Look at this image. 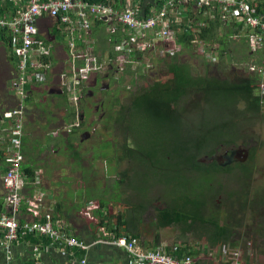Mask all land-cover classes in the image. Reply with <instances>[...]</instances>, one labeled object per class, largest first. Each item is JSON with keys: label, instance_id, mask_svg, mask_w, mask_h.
I'll return each instance as SVG.
<instances>
[{"label": "trees", "instance_id": "1", "mask_svg": "<svg viewBox=\"0 0 264 264\" xmlns=\"http://www.w3.org/2000/svg\"><path fill=\"white\" fill-rule=\"evenodd\" d=\"M83 1L95 4L106 0ZM112 1L117 9H120L125 2V0ZM144 1L139 0L138 8L145 17L150 14V8L156 6L157 9L162 2V0H156V3L152 4L150 8L145 6L143 13ZM259 6L264 8V5L259 4ZM179 14L185 18L184 23H182L183 18H179L178 14H172L169 21L172 22L171 28L177 35L180 53L187 51L191 57L193 50V55L208 60L207 55H211L212 51L219 50L223 54L220 55L221 58L228 55V60H230L229 49L234 45L233 37L240 40L245 48L247 47L246 34L241 31V27L225 25L215 12L206 9L198 10L195 9L194 5L188 4L179 6ZM120 35L119 39L121 40L124 37L122 31H120ZM0 36L7 39L6 41L9 40L5 31L0 32ZM195 39L205 44L202 47V53L197 52L193 43ZM154 50H160V47L156 46ZM155 51L148 53L134 51L131 53V60L138 62L147 54H154L157 57ZM236 51L238 52L239 49ZM177 56L166 62L168 74L171 75L169 78L165 80L153 79L147 86L133 93L131 101L128 103L118 104V100L114 99L112 106L110 104L111 110L108 117L113 115L110 119V126L112 123L116 124L114 128H118V131L124 127L128 130H131L132 127L138 130L142 126L143 120H145L144 126L149 125V129H154L153 134H151L152 140H146L145 143L141 144L137 142L139 137L134 136L133 140H129V142L131 141L130 144L127 143L121 147L124 152L123 157L128 162L132 160L131 172L134 171V157L139 156L136 160L140 164L139 166L150 163L156 167L157 174L166 170L164 168L166 162L163 161L169 160L172 164L175 162V155L180 156L181 151L182 153L187 150L190 151L178 163L181 165V168L178 169L180 174L168 179L170 180L167 182L168 184H174L171 186V192H168L170 200L167 199L168 202H165L164 209H154L156 213L155 226L159 227L160 230L168 228L180 230L181 244L183 245L177 246L175 244L173 247H168L167 252L169 254L179 259L184 255L197 256L203 248L208 250L216 248L221 258L216 259L217 263L209 262L208 264H232L228 256L222 255V249L224 247L227 250H235L239 248L240 239L244 238L246 242H251L254 250L264 255V188L260 190L253 188L252 182L254 180L247 163L231 162L232 164L222 167L217 161L208 165L198 162L200 156L205 155L212 158L221 149H226V152L229 153L234 149L232 146L239 144L248 148V162L252 164L254 147H251L250 144L257 143L259 136L253 129L258 122L260 124L262 120L264 121V111L257 86L259 79L256 75L248 73L247 68H241V70L234 72L231 67L229 76L227 71L230 65L227 67L228 64L222 62L221 59L220 62L217 61L216 63L203 62V74H199L193 70L192 64L187 59H177ZM139 67L142 65L138 66L136 71H139ZM205 67L206 70H204ZM210 69H215V75L210 74ZM149 71H152V67ZM232 73H235L233 77ZM74 115L72 113V117ZM193 115L195 118L191 119L190 116ZM182 124L188 125L189 129L187 130L193 134L190 141H185L180 132ZM198 132L202 133L198 136ZM147 135H150L148 127H146L141 138ZM163 135L176 137L177 144L165 143L166 140L160 141L163 139ZM212 140H214V143L211 144L212 147L209 145L206 152L201 151ZM148 146L149 150L145 151ZM167 146L172 147L171 151ZM70 148H72L71 145ZM162 152L163 157L161 158ZM74 156L77 158L78 155ZM24 172L26 177L31 176L28 169ZM85 173L84 181L90 185V179L93 177L88 175V169ZM223 174L231 175L236 189L231 187L229 189L228 183H220L217 180V176ZM128 176L126 171L121 173L119 183H123ZM193 178L199 181L202 190L196 197L191 193L193 187L190 186V183L194 181ZM125 185L127 186L126 182ZM155 185H160L164 189L161 181H153L152 185L148 187ZM117 187L115 184L114 188L118 190ZM227 188L228 191H226ZM204 189L207 190V194L203 193ZM251 189L253 192L252 195H249ZM218 194L223 195L220 205L212 201ZM117 195L121 198V193L117 192ZM95 196L98 195L92 192L88 195L89 198ZM130 199L132 201L135 199L144 200V204L128 207L131 212H129V216L126 214L129 218L126 217L124 220L123 214H116V225L110 227L108 224L105 227V230L113 234L114 238L126 236L123 233L129 234L126 236L128 238L140 236L136 212H143L151 206L147 187L138 195L131 194ZM130 199L125 201L126 205L130 204ZM101 208L106 219L110 218L111 210L109 207H105L104 202H101ZM247 216L251 219L250 224L246 222ZM97 232H100L99 228ZM187 233H190L197 242L203 239L206 245L202 247L197 243L194 246L188 245V240L185 238ZM100 234L104 235L103 233ZM154 241L159 245V238L154 237ZM244 263L250 264V257L247 255L244 257ZM198 264H206V262L202 261Z\"/></svg>", "mask_w": 264, "mask_h": 264}, {"label": "rangeland", "instance_id": "2", "mask_svg": "<svg viewBox=\"0 0 264 264\" xmlns=\"http://www.w3.org/2000/svg\"><path fill=\"white\" fill-rule=\"evenodd\" d=\"M6 24H9V22L7 21ZM9 26L10 25L5 26L3 31L6 32L7 37L11 38L10 30L12 28L10 29ZM103 27L109 28L108 26H103ZM112 28L116 29L118 33L115 35H111V34L101 35L100 32H97L96 29H93V34L95 37L97 36V37L105 38L106 40H108L109 38L119 39L121 37L119 29H117L114 25L112 26ZM242 32L245 34V31H242ZM75 39H77V36L75 37ZM232 42L234 45L232 46V48L229 49L231 53L230 60H228L229 59L228 55L225 56L228 58H225V57L221 58L220 55L222 54V52H219V50L212 51L211 55H207L208 60L201 58L199 56L193 55V50H192L191 57L189 56L191 54H189L187 51H184L182 53L179 52L176 58L177 59H187L188 62L192 64L193 70L199 74H203V67H202L203 62L204 63H216L217 61L220 62V59H221L222 62H226L228 64L227 67L230 65L227 71L229 76H230L229 72L231 70V67L235 72L237 70H241V68H244V69L247 68L250 64L258 62L259 58L257 56L247 57V49L245 48L244 44H241L240 40L233 37ZM214 46H217V45H214ZM166 47H167L166 45H162L161 49L155 52L157 54H160L161 51L165 49ZM238 49L239 51L237 52L236 50ZM197 52L195 50V53ZM151 56H153L151 57V60L150 59L146 60L147 61L146 63H148L152 67V73L151 71H146V69L143 70L144 72L143 74H146L147 76H143L141 73L143 67H139L140 74L138 71H136L138 65L135 63L126 64L125 67L123 68V73H113L112 72L113 69L103 70V72L100 73L101 75H104L107 72L109 73L108 77L106 76L102 77V81L107 83L110 87V90L108 91V94H107L108 96L107 95L106 96L109 97V99L111 98L113 100L114 99L118 100V104L128 103L131 101V97L133 93L139 91L142 87L147 86L149 83H151L153 79L165 80L169 78V76L171 75L168 74L166 62L171 61L172 59L171 58L168 59L167 57L161 58L160 55H157V57L156 55H151ZM162 59H168V60H162ZM139 62H143V60H140ZM104 68H106V66ZM124 69L126 70L124 71ZM204 70H206V67L204 68ZM136 72L138 73L137 75L139 77L137 81L133 80V76L135 75ZM207 73H208V70H207ZM210 74L215 75V69H210ZM234 75L235 73H232V77ZM95 77H97V75L94 76L89 83L86 82L87 89L90 87L91 83L93 84ZM40 98L41 97H37L36 101H34L35 98L33 97V103L28 109L38 107L39 111L40 110L41 111L44 110V111L41 113L39 111H36L37 116L34 118L33 121L32 119L30 120V125L26 127V123L24 124V132L25 134H28L29 140H32V139L35 140L36 145L41 144L39 148L44 149L43 151L42 149H40L43 152L44 157L38 160L37 164L40 166V169H42L43 171L47 173V176L45 174V182L47 183V180H50V182L59 183L58 186L56 187L59 191H61V194L62 193L64 194V199H65V197L67 196L66 193H68V190H69L68 187L65 186V184L71 183L70 184L71 189L74 190L78 186V180L82 179V181H84V178L86 176L85 171L83 170L82 172L78 171V168H77L78 166L82 169L83 166L78 163H76L77 165L76 166L75 162L77 161L72 162L73 156L75 155V151L82 152V158H83L82 160L86 168H88V172H89L88 175L93 177L92 179H90V185L86 181H84V184L86 185V187H84L83 190H86L87 196L91 192L95 193L98 196L87 198L85 195H83V198L85 199L82 200V202H80L77 196L75 195L76 196L75 200H73V197H71L72 201L70 200L71 201L70 205H74L78 207L80 205L86 204V202H90L94 200L95 201L94 207H91L90 209H85L83 207L84 210L81 212L83 213L81 215H83L85 220L87 219V221L95 225H98L96 218L99 219V216L97 215V213L93 215L92 212L96 211L95 209H98L99 207L101 208V202H104L105 207L110 208L111 216L109 219H111L112 221H114L116 214H123V215L127 214L129 216L130 214L129 212L131 211H129L130 209H128V207L132 205H137V204H144L143 202L144 200L135 199L134 201H132L130 199V195L131 194L138 195L140 191L142 192L144 188L147 187V190L150 196L151 206L150 208H147L143 212L142 211L136 212V217H138V220H139L138 230H139L140 238L143 239L144 241L145 240L151 241L152 239H154V237L155 238L157 237L159 238V247L161 249H166V250L168 247H173L175 244L177 246L183 245L181 244L182 237L180 235V230L178 228H168V229L160 230L159 227L155 226L156 225V222H155L156 213L154 209H160V210L164 209L165 202L167 201V199L170 200L168 192H171L172 190L171 186L174 184H171V183L168 184L167 182L170 181L168 179L171 178L172 176H176L177 174H180L178 169L181 168V165H179L178 163L181 162V159L187 154H189L190 151L187 150L184 153H182L181 151L180 156L175 155L176 157L175 162H173L172 164H171V161L169 160H167L168 162L166 160L163 161L164 163L166 162L165 167H164L166 170L163 172L157 173V174H156V171H157L156 167H154L153 165H150V163H146L142 166H139L140 164L137 163L136 161L138 160L139 156H136L134 157L135 161L133 160L134 161V165H133L134 171L131 172L132 160L128 162L127 159L123 157L124 152L122 151L121 147H123L127 143L130 144L131 141L129 142V140L130 139L133 140L134 136H137V138L139 137L137 142L141 144L145 143L146 140L147 141L149 139L152 140L151 134H153L154 129L153 130L152 128L149 129V125L144 126L143 123H145V120L142 121V126H140L138 130H136L133 127L131 130H128L126 129V127H124L123 129L118 131V128H114L116 124L113 125V123H112L113 128L109 129V127H107L108 125H106L107 119L101 121L100 119H98V116L100 114L96 115V113L92 109L93 104H94V99H87L86 107L91 108V109L87 113V115H85L84 124L81 125L79 129L76 130V132L71 134L68 132L72 127L71 126L67 128L65 127L66 125L70 124L65 119L67 116L69 117L70 115L68 114V111H66L64 106L63 108H61V107L51 106V104L49 103L46 106V104H44L45 99L39 100ZM110 103L108 104V102L106 101L105 107H101L99 112L100 113L104 112L105 114L106 112L109 113V111L111 110ZM72 104L73 106H70V107L76 108L73 101H72ZM75 110H76L75 114L78 112L81 115L83 114L82 113L83 108H81V110H78V109H75ZM29 116L32 117V114H29ZM1 117L4 118L3 114L1 115ZM112 117L113 115L107 117L108 118L107 124H109L110 119ZM190 118L191 119L195 118V115L190 116ZM90 122H93L94 124L92 123L90 125L89 124ZM77 124L78 123L74 125H77ZM187 124L189 125V123ZM188 125L182 124L181 130H180L182 136L185 138V141H190L193 136L192 132H189L187 130L189 129ZM90 127L92 129L87 131V129ZM146 127H148V130L150 131V135H147L141 138L143 132L146 130ZM94 129L96 130V132ZM253 131L256 132L259 136H258L257 143L250 144L251 147H254V161L252 162V164L248 162V157L243 162L239 161L244 156L242 151L245 149L246 150L248 149L246 147L240 146L239 144L232 146V148H234L233 151L237 152L234 154L233 156L234 161L232 162L247 163L249 169L252 172L251 177L254 180V182H252L253 188L260 190L264 188V121L262 120L260 124L258 122L256 127H254ZM88 132L92 134L91 135L92 137L91 138L84 137L87 140H84L81 143L80 140H81L82 135ZM201 133L202 132H198V136ZM130 135L131 137L129 138ZM63 136H68L69 139L73 141L74 146L72 148H69V150L64 149V145L62 146L61 141H59L61 140V137ZM126 137H127V140H126ZM137 138H134V140H137ZM162 138L163 139H161L160 141L166 140L165 143H169L172 145L177 144L176 137H172V135H163ZM215 138L218 139V137L216 136ZM234 139H236V137H234ZM45 140L47 141L46 142L47 148L42 147L44 144L43 141ZM213 141L214 140L210 141L208 145H205V147H203L201 151L206 152L209 149L208 148L209 145L210 147H212L211 144L214 143ZM171 146H167L168 149H170L169 151H171V148H172ZM148 150H149V146L145 149V151H148ZM225 152H226V149H221L212 158H210L209 156H205V155L200 156L198 158V162L208 165L210 163H213L216 160L218 161L220 166L226 167L227 165H230L232 163L226 162L224 158ZM140 154L144 155L143 153H140ZM119 156L122 157V159H119L120 158ZM162 157H163V152L161 153V158ZM59 168H62L64 171ZM125 171L128 173L129 176L123 181L124 184L119 183V180L121 178V173ZM62 173L63 175L61 176ZM63 176H65L66 179H64ZM128 178L129 180L127 181ZM193 180L194 181L190 183V186L193 187L191 193L195 195L196 197L198 196L200 192H202V190L200 189L199 181L194 178ZM217 180H219L220 183H228L229 189L230 187L236 189L234 182H232L231 175L229 174L219 175L217 176ZM153 181L155 182L161 181L163 183L164 189L160 185L148 187L152 185ZM125 182L128 187L125 185ZM115 184H117L118 190L114 188ZM228 188L226 189V191H228ZM206 191L207 190L204 189L203 193L207 194L208 192ZM117 192L121 193V198L119 195H117ZM252 192L253 190L251 189L249 195H252L251 194ZM128 199H130L131 201L129 205H126L125 201ZM222 199H223V195L218 194L216 195L215 198H213L212 201L216 202L217 205H220V201ZM101 211H102V208H101ZM92 215L95 216L96 218L92 217ZM246 222L250 224L251 219L249 218V216H247ZM185 238H187L188 240L187 241L188 245L194 246L195 243H197L200 247H202L203 245L204 246L206 245L203 239L198 240L199 242H197L196 239H194V237L190 235V233H187L185 235ZM207 250L208 249L205 248L204 254H199V261L200 262L208 261L211 263H217V261L214 260L215 258H213V256H216V255L220 256L219 251L216 248L211 249L212 254L209 255V253L207 254ZM233 252H234L233 254L234 256L240 255L241 258L242 257L244 258L247 255L248 257H250V264H264V255H261L259 252L254 250L252 248L251 242L250 241L246 242L244 238L240 239L239 248L233 250L231 254Z\"/></svg>", "mask_w": 264, "mask_h": 264}, {"label": "built area", "instance_id": "3", "mask_svg": "<svg viewBox=\"0 0 264 264\" xmlns=\"http://www.w3.org/2000/svg\"><path fill=\"white\" fill-rule=\"evenodd\" d=\"M124 2L123 9H117L112 0L90 4L83 0H28L27 6L14 21L0 19V32L5 26L10 25L11 43L13 54L18 59L17 73L10 80L9 88L18 97L17 107L3 113V119L12 122L10 129L11 146L5 157L6 169L1 177V184L6 193L5 207L7 215L0 217V231L3 232L2 249L6 259L10 260V246L18 238L20 232L36 234L40 237H48L53 242L66 247H78L87 250L89 246L72 239L64 234L61 227H51V220L48 214L45 215V225L38 223L19 224L21 213V191L25 185V177L22 173L23 154L22 146V117L24 108L22 99L26 97V85L32 81L43 80L47 49L37 39V22L43 17L56 21L65 29L66 35L70 38L69 51L71 55V70L67 88L73 92L71 100L78 101V91L81 84L88 80L91 72L100 70L101 65L96 58L87 55L84 57L77 53L75 36L78 31L88 33L95 29L98 24H105L115 35L116 29L122 31L124 37L115 45L114 51L119 54L115 60L117 69L122 71L126 64L133 63L131 53L139 51L148 53L155 51V47L162 45L167 47L161 51L160 57L174 58L180 52L177 45V35L171 28L169 21L172 14H178L180 5H194L195 9H206L218 14L225 25L240 26L245 31L248 51L251 54L259 55L258 62L250 64L247 72L257 76V86L260 102L264 111V8L253 0H162L159 8L150 11L147 17L140 13L138 8L139 0H136V8ZM197 23V22H196ZM8 30V31H9ZM118 32V31H117ZM198 53H202L205 44L197 39L193 41ZM84 61L85 65L77 67L74 63ZM146 68H151L147 63ZM68 77V76H67ZM66 77V78H67ZM39 198L37 202L29 201L28 212L38 216ZM38 206V207H37ZM93 205L92 207H94ZM91 208V207H90ZM38 209V210H37ZM100 207L95 209L100 211ZM93 217V215H92ZM98 223V220H97ZM56 224V223H55ZM61 229V230H59ZM100 233L105 236V228H99ZM94 244L115 245L123 249L130 258L132 264H195L191 256L186 255L175 259L167 254L143 251L133 240L126 236L116 237L114 240L97 241ZM233 250L223 247L222 255L228 256L232 264H245L244 258L231 254ZM82 263H85L83 261Z\"/></svg>", "mask_w": 264, "mask_h": 264}, {"label": "crops", "instance_id": "4", "mask_svg": "<svg viewBox=\"0 0 264 264\" xmlns=\"http://www.w3.org/2000/svg\"><path fill=\"white\" fill-rule=\"evenodd\" d=\"M27 1L28 0H0V19H4L8 22L16 20L20 13L26 8ZM38 1L45 2L48 0ZM253 1H256L260 5H264V0ZM127 3L131 4L133 8H136V0H128ZM154 3H156V0H145V5L142 6V12L144 13L145 6H149L150 8V6ZM124 5H121L120 10L124 8ZM152 10H156V6H154V8H150L149 12ZM181 18H183L182 23H184L185 18ZM103 26L107 25L101 24L95 29L97 32H100L101 35L111 34V30ZM37 29V39L41 41L43 46L47 49L48 56L43 59V63H45L43 80H34L32 83L27 84L26 97L25 99H22L25 115L22 117L23 136L21 150L23 154L22 173L25 177V185L21 191V213L18 217V220L19 224L35 222L40 225H45V215L48 214L50 216L52 228L56 226L61 227L66 236L75 239L78 242L87 244L89 248L84 250L78 247H66L62 244L53 242L48 237H40L36 234L20 232L18 234V238L13 241L10 246V260L8 261L6 259V254L2 249L3 232L0 231V235H2V238H0V264H132L129 255L123 249L112 244H94V242L97 241L115 239L114 235L109 231H106L108 235L105 236L101 235L100 232H97L96 229L101 227L105 228L108 224L110 227H113L116 225V219H114L115 222L111 221L109 218L106 219V215L104 216L102 214L103 209L102 211L100 209V211L96 210L92 212L93 215L97 213L99 216V219L93 216L98 220V225L87 221V219L85 220L83 215H81L83 214L81 213L84 210L83 207L85 209H90V207L95 205V201L89 200L90 202H86V204H84L85 206L80 205L76 207L74 205H70V202L72 201L71 197H73V200H75L77 196L80 202L85 199L83 198V195L88 198L86 195V190H83V188L86 187L84 181L79 179L78 186L74 190L71 189V183L65 184L69 190L68 193H66L67 196L64 199V194H61V191H59L56 187L59 183L50 182V180H47L46 183L45 174L47 176V173L40 169V166L37 164V161L44 157L42 152L44 149L39 148L41 144L36 145L35 140H29L28 134H25L24 132V124L26 123V127H28L30 125V120L32 119L33 121L37 116L36 111H39L38 107L28 109L33 103V97L35 98L34 101H36L37 97H41L39 100L45 99L44 104H46V106L48 103L51 104V106L61 108L64 106L70 115L69 117L67 116L65 118L70 123L69 125L65 126L66 128L76 123H81L79 117L80 114H75L76 108L70 107L73 106L71 101L73 92L70 91L66 85V83H68L72 65V58L69 51L70 38L66 35L65 29L62 25H59L56 21L48 19L47 17H43L38 20ZM117 33L118 32L116 30L115 34ZM76 35L77 39L75 40L77 45V53H81L84 57L89 55L93 58H96L97 61H99L101 68L103 67L102 72L106 69H113V73L120 72L117 69V64L115 61L119 54L114 51V47L117 45L120 39L109 38L106 40L105 38L97 36L95 37L93 30L88 33L78 31ZM8 39L9 40L6 41L7 39H4L0 36V217L7 215V209L5 207L6 193L1 184V177L3 176L6 169L5 157L9 147L11 146L12 139L10 133L12 122L9 120H4L1 115L6 111L16 108L19 102L18 97L9 88L10 80L14 77L15 73H17L18 59L13 54V45L11 43L10 37H8ZM246 49L247 57L257 56L258 58H261V56L251 54L247 47ZM151 57L153 56L147 54L145 57H142V60H151ZM146 62L147 61L144 63L133 61V63L137 64L138 66L142 64L143 68L141 73L143 76H147L146 74H143V70L146 69V71H149L150 69L148 68L147 70L145 66V64H147ZM74 65L77 67L84 66L85 62L78 61L74 63ZM105 66L106 68H104ZM121 72H123V70ZM138 72L140 74V71ZM137 74L138 73L136 72L133 76V80L135 81H137L139 78ZM82 89L83 91H86V82L82 84ZM43 111L40 110L39 112L41 113ZM72 113L75 114L74 117H72ZM29 114H32V117H30ZM68 133L71 132L69 131ZM83 137H81V143L84 140H87ZM59 141H61L62 146L64 145V149L69 150L70 145L72 147L74 146L73 141L69 139L68 136L61 137V140ZM43 142L44 144L42 147L47 148V141L45 140ZM40 149H42V151ZM75 155L78 156L77 158L73 156L72 162L77 161L75 162V165L78 163L83 166L81 169L76 165L78 171H87L88 168H86L82 160V152L77 151ZM27 169L28 172H31V176H25L26 174L24 170ZM62 175L63 173L61 176ZM63 177L66 179L65 176ZM37 198H39V207L37 206L39 209V214L37 217H35L36 215L28 212V209H31L29 207V201L34 200L36 204ZM122 216L124 220L126 216ZM123 235L129 236V234L124 233ZM130 239L133 240L135 244L143 251L167 254L175 259H178L177 257L172 256V254H169L166 249H161L159 245L155 243L154 239L151 241H144L140 238V236H135V238ZM204 249L205 248L201 249L199 254H204ZM208 253L209 255L212 254L211 250H207V254ZM199 254L197 256H191L195 264H198V262L201 263L199 261ZM213 258L216 260L220 259L221 256L216 255L213 256ZM83 261H85V263H82ZM208 263L209 262L207 261L206 264Z\"/></svg>", "mask_w": 264, "mask_h": 264}, {"label": "flooded vegetation", "instance_id": "5", "mask_svg": "<svg viewBox=\"0 0 264 264\" xmlns=\"http://www.w3.org/2000/svg\"><path fill=\"white\" fill-rule=\"evenodd\" d=\"M102 69L96 70L94 72H91L88 80L85 81V82H88L89 83L94 76L97 75V77H95L93 84L91 83L90 87L88 89L86 88V91H83V89H82V84L84 82L81 84L80 90L78 91V101H75L74 104L76 106V109H78V110H81V106H82V108H83L82 113L83 114L81 115L78 112L80 114L79 117H80L81 123H79L77 125H72L71 126L72 128L69 130L71 132V134L74 133V132H76V130L79 129V127L84 124L85 115H87V113L91 109V108H87L86 107L87 99H94V104H93V108L92 109L94 110V112L96 113V115L97 114H100L98 116V119H100L101 121H103V120L107 119V117H108V112H106V114L104 112L103 113H100L99 112L100 109H101V107H105V102L106 101L108 102V104L111 102L110 103L111 106H112V103H113V99H111V98L109 99V97H107L108 96L107 94H108V91L110 90V87H109V85L107 83H105L104 81H102V77L103 76L108 77L109 76L108 75L109 73L107 72L104 75H101L100 73H102ZM91 89H93V90H91ZM107 99H109V100H107ZM92 123L93 122H90L89 124L91 125ZM110 123L107 124V121H106V125H109L108 126L109 129H112L114 124L110 126ZM88 127H89V125H88ZM91 129L92 128L90 127V128L87 129V131L88 130H91ZM95 132H96V130H95ZM91 135L92 134H90L88 132V133H85L84 134V137H87V138L90 137L91 138L92 137ZM82 137H83V135H82ZM224 155H225L224 158H225V160H226L227 163H230V162L234 161L233 160L234 154H232V152L231 153L230 152L229 153L228 152H225Z\"/></svg>", "mask_w": 264, "mask_h": 264}, {"label": "water", "instance_id": "6", "mask_svg": "<svg viewBox=\"0 0 264 264\" xmlns=\"http://www.w3.org/2000/svg\"><path fill=\"white\" fill-rule=\"evenodd\" d=\"M232 152V154H235V153H237V152H235V151H230V153ZM243 152V154H244V156L242 157V159H240L239 161L240 162H243L247 157H248V149L246 150H243L242 151ZM216 161V160H215ZM218 162V161H217Z\"/></svg>", "mask_w": 264, "mask_h": 264}]
</instances>
